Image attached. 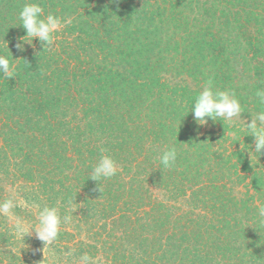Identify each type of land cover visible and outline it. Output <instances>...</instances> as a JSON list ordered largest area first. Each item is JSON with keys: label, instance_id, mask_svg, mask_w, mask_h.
<instances>
[{"label": "trees", "instance_id": "1", "mask_svg": "<svg viewBox=\"0 0 264 264\" xmlns=\"http://www.w3.org/2000/svg\"><path fill=\"white\" fill-rule=\"evenodd\" d=\"M28 2L73 20L52 51L38 39L16 48ZM5 41L20 60L15 78L0 74V200L34 224L71 199L72 221L43 255L34 234L8 246L0 216V264H79L84 253L94 264H264V155L189 112L208 79L236 93L244 120L259 110L264 0H0L10 56ZM171 147L176 165L163 169ZM101 148L119 169L102 192L88 176Z\"/></svg>", "mask_w": 264, "mask_h": 264}, {"label": "clouds", "instance_id": "2", "mask_svg": "<svg viewBox=\"0 0 264 264\" xmlns=\"http://www.w3.org/2000/svg\"><path fill=\"white\" fill-rule=\"evenodd\" d=\"M18 19L20 26L26 31V35L21 37L16 44L17 50L21 52L25 50V44L32 45L33 41L37 39L41 43L43 52L52 51L56 40L59 38L57 33L73 23L71 17H61L52 13L45 15L44 8L39 2L25 3L19 11ZM4 46L10 56L0 54V74L10 80L15 78L16 61L20 59H13L8 42L5 41ZM255 97L259 110L250 113L251 120L248 122L242 118V114L246 111L236 97V93L214 90L213 80L208 79L203 90L195 96L189 112L192 113L194 121L199 126L207 125L209 120L221 121L224 128L227 124L233 129L231 132L233 137L239 139L243 133V144L240 143L241 150L248 151L251 159L255 157L259 160L264 155V88L257 89ZM240 121L243 123L241 124ZM244 137L253 138L254 152L251 151L250 146L244 144ZM105 151L103 148L100 149V159L91 168L88 175L92 181L99 182V191H101L100 181L114 177L119 171L116 161L110 155L105 154ZM158 159L163 169H172L176 165L178 151L175 147L168 148ZM18 206V203L11 198L0 200V216L6 217L10 222L9 235L11 240L8 246L16 241L25 240V237L34 233L35 238L44 244L42 250L44 255V250L58 240L62 224H68L72 221L70 214L71 199L68 201L63 216L59 207L45 206L38 212L34 224L15 214L13 209ZM257 216L264 223V206L257 209ZM12 252H15V248H12ZM64 254L71 256L72 252L68 251ZM79 264H94V259L84 253L79 257Z\"/></svg>", "mask_w": 264, "mask_h": 264}, {"label": "rangeland", "instance_id": "3", "mask_svg": "<svg viewBox=\"0 0 264 264\" xmlns=\"http://www.w3.org/2000/svg\"><path fill=\"white\" fill-rule=\"evenodd\" d=\"M170 76H171V75H170ZM174 78H175V76H172V78H170L172 83H174V81H176V80H174ZM13 190H14V189H11V190H10V188H9V191L12 192V193H13ZM8 194H9V193H8ZM15 198H17L16 195H15ZM33 234H34V233H33Z\"/></svg>", "mask_w": 264, "mask_h": 264}]
</instances>
